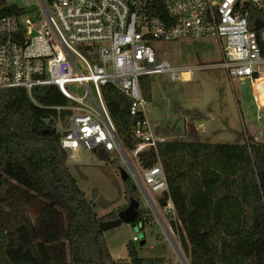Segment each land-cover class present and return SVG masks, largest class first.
<instances>
[{
    "label": "trees",
    "instance_id": "obj_1",
    "mask_svg": "<svg viewBox=\"0 0 264 264\" xmlns=\"http://www.w3.org/2000/svg\"><path fill=\"white\" fill-rule=\"evenodd\" d=\"M34 0H0V18L36 11ZM25 27L19 24L18 35ZM4 35L0 34V42ZM21 39V38H20ZM145 101L151 97L149 76L139 78ZM32 102L23 88H0V264H119L107 247L100 221L115 219L130 200L133 222L142 226L151 213L136 184L123 180L125 204L98 216L67 166L54 125L56 105L69 101L54 85L35 87ZM102 95L124 150L139 143L132 133L129 95L112 84ZM100 159L110 152L95 148ZM157 156L162 164L177 232L189 264H264V141L247 135L243 143L162 140L156 151L139 152L145 169ZM130 264H162L164 258L142 257L126 243Z\"/></svg>",
    "mask_w": 264,
    "mask_h": 264
},
{
    "label": "built area",
    "instance_id": "obj_2",
    "mask_svg": "<svg viewBox=\"0 0 264 264\" xmlns=\"http://www.w3.org/2000/svg\"><path fill=\"white\" fill-rule=\"evenodd\" d=\"M39 2L45 12L41 22L39 12L33 18L27 14L18 20L12 16L0 18V34L4 35L0 42V88H23L34 103L33 88H58L69 101L53 107L57 112L54 125L67 159L70 151L95 155L94 149L100 148L107 152L116 149L127 160L103 99L102 86L106 84L130 96L131 115L141 114L132 128L139 143L129 154L138 163L139 152L147 148L156 151V143L162 140L156 139L149 128L139 78L168 72L172 80H180L193 68L179 70L157 59L154 41L213 36L218 40L221 58L206 67L223 68L230 78L253 77L257 81V68L264 65V0ZM19 24L25 27L24 37L14 39ZM68 83H78L82 95H72ZM130 166L156 218L169 227L176 216L169 198L163 205L159 201L168 194L159 157L142 169L141 177ZM136 223L142 228L140 221ZM138 240L136 234L131 237L133 243Z\"/></svg>",
    "mask_w": 264,
    "mask_h": 264
},
{
    "label": "rangeland",
    "instance_id": "obj_3",
    "mask_svg": "<svg viewBox=\"0 0 264 264\" xmlns=\"http://www.w3.org/2000/svg\"><path fill=\"white\" fill-rule=\"evenodd\" d=\"M34 1L41 22L45 19V12L39 0ZM37 12L27 15L33 18ZM152 45L157 59L166 60L179 70L193 68L187 78L180 80H172L168 72L149 76L151 97L145 101L143 110L156 139L237 144L245 142L247 135L250 136L255 129L256 139L264 141V103L258 99L264 95V83L257 86L253 77L230 78L223 68L206 67L221 58L215 37L154 41ZM257 69L258 75L264 79V65H259ZM66 87L72 95H82L78 83H68ZM125 154L127 160L118 150H112L109 160L105 161L89 152L73 154L70 151L67 159L70 173L87 199L94 204L97 215L102 216L125 204L123 174L136 184L142 204L150 210L152 223H145L143 228L136 222H122L104 231L112 257L119 264H130L126 243L136 234L139 240L135 245L139 256L150 257L161 252L182 264L173 248L175 242L180 258L188 262L176 230L171 225L168 227L166 218L162 216L163 210L155 202L166 228L156 218L135 181L130 164L140 177L141 167L129 151L125 150ZM151 195L156 198L154 193L151 192ZM164 247L167 252L163 251Z\"/></svg>",
    "mask_w": 264,
    "mask_h": 264
},
{
    "label": "water",
    "instance_id": "obj_4",
    "mask_svg": "<svg viewBox=\"0 0 264 264\" xmlns=\"http://www.w3.org/2000/svg\"><path fill=\"white\" fill-rule=\"evenodd\" d=\"M123 149V147H122ZM123 180L127 178L126 174L122 175ZM135 207H136V202H130L126 208L120 210L117 213V217L115 219H110V220H102L100 221V228L104 232L112 227H115L119 225L122 222H130L134 223V216H135Z\"/></svg>",
    "mask_w": 264,
    "mask_h": 264
},
{
    "label": "crops",
    "instance_id": "obj_5",
    "mask_svg": "<svg viewBox=\"0 0 264 264\" xmlns=\"http://www.w3.org/2000/svg\"><path fill=\"white\" fill-rule=\"evenodd\" d=\"M259 74V73H258ZM257 74V75H258ZM187 76H188V74H186L185 76H184V78L186 77L187 78ZM256 78V77H255ZM258 80L257 81H255V84L258 86V85H260L262 82L264 83V79L260 76V75H258ZM259 99V101H260V103H264V95H260V97L258 98ZM189 127H192L191 129H193V125H190ZM253 130V132L252 133H250V136H252V137H254L255 139H256V137H255V134H254V132H255V129H252ZM257 132V131H256ZM256 140H258V139H256ZM260 141V140H259ZM99 216V215H98ZM149 223H152V220L151 221H149ZM142 228H143V226H142ZM105 237V236H104ZM173 242V241H172ZM106 244H107V247H108V249H109V252H110V254H111V251H110V248H109V246H108V243H107V241H106ZM174 244V250H175V252H176V254H177V256H178V258H179V260L181 261V263L182 264H184L183 263V261H182V259L180 258V255H179V252H177V250H178V247H177V245L175 244V242L173 243ZM140 246H142L141 244H140ZM164 250V252H167L168 250L167 249H165V247L163 248ZM164 254L165 253H156V255H151L150 257H161V258H164V262L162 263V264H178V263H176V261L174 260V259H172L171 257H167V256H164ZM112 256V255H111ZM143 257H148V256H143ZM113 258V257H112ZM113 259H115V258H113Z\"/></svg>",
    "mask_w": 264,
    "mask_h": 264
}]
</instances>
